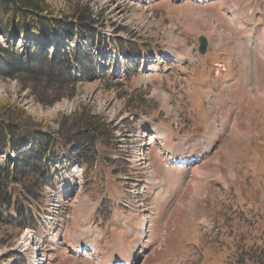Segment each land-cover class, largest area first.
I'll use <instances>...</instances> for the list:
<instances>
[{
    "label": "rangeland",
    "instance_id": "obj_1",
    "mask_svg": "<svg viewBox=\"0 0 264 264\" xmlns=\"http://www.w3.org/2000/svg\"><path fill=\"white\" fill-rule=\"evenodd\" d=\"M84 1L107 39L72 97L0 79V102L60 138L54 167L8 188L0 264H264V0ZM89 116L94 146L65 144L70 120L88 144Z\"/></svg>",
    "mask_w": 264,
    "mask_h": 264
},
{
    "label": "trees",
    "instance_id": "obj_2",
    "mask_svg": "<svg viewBox=\"0 0 264 264\" xmlns=\"http://www.w3.org/2000/svg\"><path fill=\"white\" fill-rule=\"evenodd\" d=\"M63 1L61 10L55 9L51 0H0V79L32 84L31 93L42 103H46L48 96L57 90L63 93H57L56 99L72 97L77 81L73 68L76 66L82 72L90 65L92 49L100 48L107 39L101 33L103 19L99 10L88 1ZM84 39L88 41L86 47L79 43ZM99 48L97 50H101ZM41 83L44 84L43 90L39 91L37 85ZM53 99L50 96V101ZM15 106L18 105L0 102V154L5 156L0 163L1 224L4 223L3 207L11 204V198L9 201L7 198L9 186L23 185L25 180L28 181V171H33L36 164L49 170L59 159L53 155L59 136L30 123L24 111L15 113ZM21 119L25 120L22 125L19 123ZM88 119L92 122L84 129V139L91 136L88 144V137L83 143V135H80L87 122L76 120H70L66 125L65 130L71 135L61 136L65 144L76 140L80 147L94 146L99 132L90 116ZM62 154L66 153H60V156ZM34 222L35 218L30 214L23 218L20 228L33 227Z\"/></svg>",
    "mask_w": 264,
    "mask_h": 264
},
{
    "label": "bare ground",
    "instance_id": "obj_3",
    "mask_svg": "<svg viewBox=\"0 0 264 264\" xmlns=\"http://www.w3.org/2000/svg\"><path fill=\"white\" fill-rule=\"evenodd\" d=\"M250 96H251V98H252V95L250 94ZM160 135V134H159ZM161 136V135H160ZM170 171H168V175L167 176H165V183H167V187H166V189L168 190V189H170L171 190V193H172V191H177L178 190V186H179V183H181L180 181V179L179 178H177V179H175V186H173V184H172V173H173V170H171V169H169ZM176 176L174 175V178H175ZM161 188V187H160ZM166 190V191H167ZM163 191V190H162ZM165 191V190H164ZM163 191V192H164ZM166 193H164V195H165ZM164 195H161V193H160V196H161V198H166V197H164ZM78 229V228H77ZM91 249H93V247H91Z\"/></svg>",
    "mask_w": 264,
    "mask_h": 264
},
{
    "label": "water",
    "instance_id": "obj_4",
    "mask_svg": "<svg viewBox=\"0 0 264 264\" xmlns=\"http://www.w3.org/2000/svg\"><path fill=\"white\" fill-rule=\"evenodd\" d=\"M207 48V40L204 36H199L198 38V51L199 53H204Z\"/></svg>",
    "mask_w": 264,
    "mask_h": 264
}]
</instances>
